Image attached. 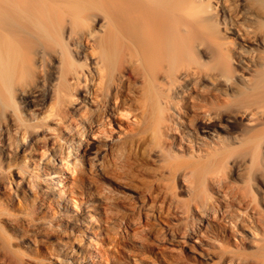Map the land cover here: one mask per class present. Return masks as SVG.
Segmentation results:
<instances>
[{
  "label": "bare ground",
  "instance_id": "1",
  "mask_svg": "<svg viewBox=\"0 0 264 264\" xmlns=\"http://www.w3.org/2000/svg\"><path fill=\"white\" fill-rule=\"evenodd\" d=\"M122 251L264 264V0H0V264Z\"/></svg>",
  "mask_w": 264,
  "mask_h": 264
},
{
  "label": "rangeland",
  "instance_id": "2",
  "mask_svg": "<svg viewBox=\"0 0 264 264\" xmlns=\"http://www.w3.org/2000/svg\"><path fill=\"white\" fill-rule=\"evenodd\" d=\"M238 126V123H233L232 124V127H237ZM222 134H224L223 132H221ZM161 225L162 226H164V225H166L167 223L166 222H168V224L169 223H172V222H174V218H173V216L170 214V216L168 215V218L167 217H164V218H162L161 219ZM164 223V224H163ZM126 249L128 248V246H126L125 247ZM120 257H121V261H123V263H126V264H138V263H135V262H132V260L130 259V258H127V255L125 256L124 255V253H123V251H122V255H120ZM126 257V258H125ZM127 261V262H126Z\"/></svg>",
  "mask_w": 264,
  "mask_h": 264
}]
</instances>
